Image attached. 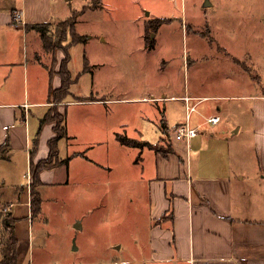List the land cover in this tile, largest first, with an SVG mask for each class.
<instances>
[{
  "label": "crops",
  "instance_id": "obj_1",
  "mask_svg": "<svg viewBox=\"0 0 264 264\" xmlns=\"http://www.w3.org/2000/svg\"><path fill=\"white\" fill-rule=\"evenodd\" d=\"M210 5L214 7V0ZM16 12H20L22 22L14 19ZM226 14L220 15L224 18L222 24L210 25L213 34L223 25L242 24L237 5ZM60 17L53 0H0V202L17 218L19 264H35L34 222L38 216L32 214L31 183L36 167L50 157L51 140L59 131L57 119L42 118L48 112L60 113L65 134L58 141L57 157L39 172L41 199L44 189L69 184L73 163L87 162L88 150L101 148L109 138L116 141V155L125 150L119 139L123 138L121 130L128 129L123 122L117 125L109 117L111 111L104 104L130 99L183 100L186 94L205 98L191 116V123L200 126L198 135L190 141L175 138L166 111L162 110L163 124L159 125L156 142L145 139L138 127L132 128L131 136L127 135L139 143H148L136 149L139 167L133 183L126 178L125 183L123 178L109 188L119 194L120 200L128 193L134 196L130 202L137 204V220L129 225L134 253L145 264H264V69H255L251 74L246 62L250 56L256 64V57L239 45H226L232 51L230 66L234 70L227 72L229 85L225 88L235 93H204L198 86H190L180 94H169L175 90L174 85L166 83L149 86V97L145 98L121 97L122 91L115 98V91L113 97H107L110 93L93 89L91 95H76V99L69 100L71 85L69 94L57 100L55 89L63 84L61 67L52 70L39 57L42 50L52 55L57 50L48 52L43 44L33 50L27 46L26 50L21 38L26 34L37 38L39 34L42 39L41 33L26 28V23L53 24L65 19ZM218 17L214 18L218 21ZM248 18L253 23L260 17L250 13ZM65 57L62 51L61 58ZM31 74L37 82L33 89ZM220 98L249 100L251 105L245 109L248 114L241 109L242 103L218 102ZM208 99L217 102L199 109ZM212 115H219L221 121L202 125ZM236 115L238 119L233 121ZM149 116H154L146 118L155 123ZM185 122L184 116L176 125ZM240 132L246 134L244 144ZM63 144L69 148L66 157L62 156ZM68 157L70 160L64 162ZM87 176H80V180L88 183Z\"/></svg>",
  "mask_w": 264,
  "mask_h": 264
},
{
  "label": "rangeland",
  "instance_id": "obj_2",
  "mask_svg": "<svg viewBox=\"0 0 264 264\" xmlns=\"http://www.w3.org/2000/svg\"><path fill=\"white\" fill-rule=\"evenodd\" d=\"M209 2L211 0H53L56 12L60 18H65L52 24L53 39L59 45L53 55L42 50L39 57L52 70L62 68L61 53L66 55L70 47L69 68L74 81L73 93L67 94L69 100L76 99V95H91L93 89L110 93L107 97H113L115 91V98L122 91L121 97L145 98L149 97V86L166 83L174 85L175 90L169 94H180L190 86H198L204 93L216 90L235 93L225 88L229 85L227 72L234 70V66H230L232 51L226 45H239L251 51L256 57V64L250 56L246 59L253 71L251 74H255V69H264V0H214V7ZM233 5H237L242 24L223 25V29H215L216 35L213 34L210 25L222 24L224 18L220 17L229 14ZM74 11L78 13L68 18ZM250 13L258 14L259 21L251 23ZM214 17H218V21ZM158 18L168 21L157 26ZM55 24L58 25L54 27ZM74 29L86 35V40L72 43ZM36 36L22 37V47L24 45L26 50L27 46L32 50L36 46L40 48L43 40L39 34ZM29 79L33 89L36 78L31 74ZM58 97L59 93L55 98L59 100ZM223 99L218 102L242 103L241 109L248 114L245 109L251 105L249 100ZM215 102L216 99H208L199 109L212 107ZM103 106L111 111L109 117L117 125L123 122L127 127L128 131L122 128L120 134L125 142L119 139L125 144V150L116 155L113 146L116 141L109 138L101 148L88 150L87 162L76 160L73 163L66 187L44 189L43 211L34 222L35 264H145L134 253L129 231V225L137 220V204L130 202L134 196L128 193L120 200L119 194H113L109 188L123 178V182L126 178L133 183L138 170L136 149L143 146L128 144L132 137L127 135H132V128L138 127L145 139L156 142L160 136L159 125L163 124L162 110L166 111L173 130L186 117V104L182 99L160 102L130 99L115 100ZM150 114L155 123L146 118ZM237 119L236 115L233 121ZM239 136L244 144L246 134L240 132ZM68 151L63 144L62 156L66 157ZM87 174L88 183L80 180V176ZM129 203L131 207H126ZM79 221L80 227L76 226ZM148 264L173 263L151 261Z\"/></svg>",
  "mask_w": 264,
  "mask_h": 264
},
{
  "label": "trees",
  "instance_id": "obj_3",
  "mask_svg": "<svg viewBox=\"0 0 264 264\" xmlns=\"http://www.w3.org/2000/svg\"><path fill=\"white\" fill-rule=\"evenodd\" d=\"M77 11H74L72 15H70L68 18H72ZM168 20L166 18H158L157 20V26L161 25L164 22H167ZM58 25V24H57ZM55 24L54 27L57 26ZM52 23L49 22H41L38 24H25L26 28H33L37 32L41 33V37L43 40V46L46 48L48 52L53 53L56 50V47L59 45V42L54 40V33L52 29ZM55 29V28H54ZM157 29V28H156ZM73 32L74 39L72 40V43H77V42H83V40H86L87 36L86 35H81L80 33L77 32V30L71 31ZM67 36V34H66ZM63 39V38H62ZM61 40V39H59ZM69 45V44H68ZM70 46V45H69ZM70 47L68 48V51H66V57L63 59V64L61 68V73L63 77V84L60 86L58 89H55V93H59V100L63 99L67 94H69L70 86L73 83V78L71 77V71L69 68V60L71 57L70 53ZM65 94V95H64ZM57 119L59 124L57 125L58 128V134L56 137H53L51 140V155L49 158L45 159L40 163L37 167L36 170L34 171V179L32 184V214L34 216H39L41 211H42V204H43V199H41L40 191L38 190L39 184V172L42 170V167H45L46 165H51L53 162V159L57 157L59 154L58 151V141L62 135L65 134V128L62 126V121L64 120V117L58 113L57 111L55 112L54 115H52L51 112H48L43 118L42 121L46 120H55ZM165 131L167 132V128H164ZM125 138H122L124 141ZM130 141L128 142L129 145L134 144L137 146H145L148 143H139L137 142L136 139L131 138L129 139ZM125 142V141H124ZM8 144V143H7ZM6 148V145L1 147V150ZM70 160V157L64 159V162H68ZM57 163V162H56ZM17 218L10 212L6 211L5 207L1 204L0 202V264H19L18 260V237L16 234L15 230V224H16Z\"/></svg>",
  "mask_w": 264,
  "mask_h": 264
},
{
  "label": "built area",
  "instance_id": "obj_4",
  "mask_svg": "<svg viewBox=\"0 0 264 264\" xmlns=\"http://www.w3.org/2000/svg\"><path fill=\"white\" fill-rule=\"evenodd\" d=\"M21 14L20 12H16L14 15V19H16L17 22H22L20 19ZM205 98L197 97L194 95L186 94L183 96V100L186 104V119L187 122L181 123L179 125H176V127L173 129V135H175V138L180 140H187L190 141L192 137L198 135L200 132V126H194L191 123V116L193 112L198 111V106L201 101H203ZM221 121V118L219 115H212L205 118V122H203L202 125H205L206 123H219Z\"/></svg>",
  "mask_w": 264,
  "mask_h": 264
},
{
  "label": "water",
  "instance_id": "obj_5",
  "mask_svg": "<svg viewBox=\"0 0 264 264\" xmlns=\"http://www.w3.org/2000/svg\"><path fill=\"white\" fill-rule=\"evenodd\" d=\"M209 4H210V2H209ZM80 225H81V224H80V221H79V222L76 224V226L80 227Z\"/></svg>",
  "mask_w": 264,
  "mask_h": 264
}]
</instances>
